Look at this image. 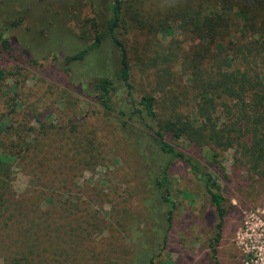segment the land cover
I'll return each mask as SVG.
<instances>
[{
	"label": "rangeland",
	"instance_id": "obj_1",
	"mask_svg": "<svg viewBox=\"0 0 264 264\" xmlns=\"http://www.w3.org/2000/svg\"><path fill=\"white\" fill-rule=\"evenodd\" d=\"M121 1L124 16L117 34L130 55L135 96H153L163 116L169 105L165 88L148 69V59L171 37L181 40L191 55L203 52L205 43L180 22L172 24L170 33L156 31L140 10L142 28L134 15L144 0ZM109 3L14 0L0 5V24L13 18L17 26L12 38L37 61L0 81V121L8 118L0 129V156L9 157L12 169L7 195L12 206L9 211L0 207V264H148L153 257V264H213L208 247L212 207L202 185L184 166L171 169L176 207L168 225L165 206L147 203L151 194L130 143L115 128L116 113L103 116L89 100L70 92V79L109 71L114 47L108 44L82 62L61 66L67 68L64 76L54 71L92 42L109 15ZM250 65L257 72L264 69ZM250 65L241 62L240 70L248 74ZM175 71L180 74V67ZM186 83L183 77L175 90L182 91ZM125 95L119 89L116 107ZM192 97L194 93H186L183 102ZM166 140L208 167L206 151L199 156L196 146L167 133ZM46 154L52 156L49 167L63 173L42 186L37 169L46 163L37 162ZM229 158V153L223 155L217 169H207L217 177L227 209L215 258L219 264H264V195L254 205L237 199L235 185L218 169L224 166L229 174ZM65 202L70 215L56 217L54 212L63 210ZM14 210L18 216L12 218ZM135 219L140 223L138 233L132 229ZM40 228L49 230L41 233Z\"/></svg>",
	"mask_w": 264,
	"mask_h": 264
},
{
	"label": "trees",
	"instance_id": "obj_2",
	"mask_svg": "<svg viewBox=\"0 0 264 264\" xmlns=\"http://www.w3.org/2000/svg\"><path fill=\"white\" fill-rule=\"evenodd\" d=\"M13 1L0 0V5ZM140 5L134 16L142 28L138 20L140 10L150 17L147 24L156 31L170 33L172 24L180 22L190 35L205 43L203 52L191 55L182 48L181 40L171 37L148 59V69L153 70L155 79L165 88L169 105L164 107L163 116L159 115L153 96H135L130 55L117 34L124 16L121 0H110L109 15L92 42L66 57L54 71L64 76L67 68L62 70L61 66L82 62L108 44L114 47L109 71L100 69L84 79H70V92L89 100L103 116L116 113L115 128L130 143L141 168L143 184L151 194L147 203L165 206L168 225L176 207L172 200L171 169L177 164L184 166L202 185L212 207L208 219L213 236L208 239V247L213 264H219L215 258L216 245L227 215L226 201L217 177L207 169H217L215 165H221L218 160L229 153L231 172L227 174L224 166L218 169L226 181L235 185L237 199L254 205L264 195V69L257 72L250 65L264 67V53L263 56L261 53L264 51V0H144ZM4 23V26L0 24V81L21 74L24 66L37 64L11 36L17 22L12 18L4 19ZM241 62L250 65V73L240 70ZM9 66L14 70H8ZM178 67L180 74L175 71ZM183 77L187 82L183 90H175ZM119 89L126 95L125 101L118 102L116 107L114 98ZM186 93H194V98L183 102ZM189 105L191 108H184ZM7 119L4 117L2 121ZM2 121L0 129L4 126ZM166 133L175 140L196 146L199 156L206 151L208 167L198 157L185 155L168 142ZM40 158L45 161L38 160V166L46 165L44 169H37L36 176L45 186L63 172L49 167L50 154ZM8 159L0 156V207L7 211L12 206L7 200L12 173ZM14 212L12 218L18 216ZM54 213L56 217L70 215L69 203L65 202L63 210ZM132 229L139 232L140 223L136 219ZM47 230L40 228L41 233ZM153 261L154 257L149 258L148 264Z\"/></svg>",
	"mask_w": 264,
	"mask_h": 264
}]
</instances>
